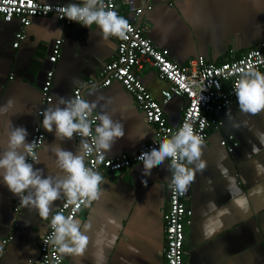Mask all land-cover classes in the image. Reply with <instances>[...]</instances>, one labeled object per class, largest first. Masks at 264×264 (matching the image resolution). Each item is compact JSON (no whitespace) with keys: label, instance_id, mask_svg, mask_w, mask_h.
<instances>
[{"label":"crops","instance_id":"obj_1","mask_svg":"<svg viewBox=\"0 0 264 264\" xmlns=\"http://www.w3.org/2000/svg\"><path fill=\"white\" fill-rule=\"evenodd\" d=\"M37 1L60 5L83 3V0ZM115 1L120 15L136 25H146V36L154 46L168 50L170 60L180 67L197 57L218 64L264 46V0ZM20 31L25 38L13 48L15 34ZM57 39L61 40V54L51 65L47 58ZM115 51L116 39L104 40L95 24L89 28L80 24L61 27L49 16L32 18L23 29L17 18L7 23L0 19V106L9 99L14 101L11 111L0 115V152L7 147L9 121L14 127L27 130L28 143L33 129L39 125L44 140L37 151L34 169H42L45 177L62 176L53 148L59 145L75 153L79 145L75 137L56 140L55 131L44 130L43 116H38V111L55 106L60 97L72 99L76 87H83V99L89 102L103 97L92 114L114 113L113 118L124 125V137L105 157L135 153L152 141L155 126L146 122L134 96L119 83L101 88L85 85ZM49 69L53 70L51 101L44 104L41 87ZM138 79L161 104L167 124L177 127L186 100L173 97L163 103L161 91L169 84L161 81L150 66L138 74ZM228 112L234 121L227 118ZM214 116L220 126L209 133L202 148L207 168L202 174L196 173L186 192V204L192 214L184 230L183 264H264V195L250 194L256 185L264 186V176H258L254 166L257 160L264 164V146L259 145L254 135L256 131L264 132V112L256 116L241 114L236 101ZM245 120L248 127L241 126L239 130L232 127L233 122ZM222 140L232 147L230 152L220 145ZM252 144L261 147L259 155L252 153ZM219 163L228 169L240 193L247 196L246 211L230 202L228 181L221 175ZM169 164L165 161L164 165L154 167L147 177L143 175L142 162L103 176L100 198L85 206L75 219L81 225H92L88 248L83 257L61 255L62 264H165L162 215L168 207ZM145 180L147 186L142 183ZM16 200L17 196L0 177V264H31L37 258L39 240L63 199L53 202L48 220H42L35 210L22 207ZM209 201L227 207L230 212L220 217L219 223L205 235L202 212L207 210ZM15 206L19 207L18 212L13 211Z\"/></svg>","mask_w":264,"mask_h":264},{"label":"clouds","instance_id":"obj_2","mask_svg":"<svg viewBox=\"0 0 264 264\" xmlns=\"http://www.w3.org/2000/svg\"><path fill=\"white\" fill-rule=\"evenodd\" d=\"M62 15L61 19L78 23L84 27L96 25L104 40L109 37L127 39L126 33L131 31L128 21L119 16L114 10H106L103 0H83L82 4L69 3L57 9ZM240 76L234 85V94L238 102V110L241 114L256 116L264 112V74L251 68L238 69ZM219 86H217L218 88ZM92 94V93H90ZM103 97H97L89 102L76 95L74 99L60 97L55 106L47 108L41 113L42 125L49 133L55 131L56 140H72L75 135L81 137L78 150L73 153L60 147L53 148L56 157V167L63 173L62 176L47 175L42 169H34V164L28 162V157L34 154V141L27 142L28 132L23 127H14L9 121L10 130L7 133V147L0 152V177L8 190L19 197L20 205L29 210H35L42 220H48L53 202L66 199L67 205L79 208L81 205L89 206L100 198V185L104 183V177L99 172L85 166V157L95 152L99 160H103L113 145L124 137V125L120 120L113 118L114 113L102 111L96 117L99 125L95 128L93 136L92 116L93 110L99 105ZM63 105V107H61ZM14 101L9 99L5 105L0 106V115L11 111ZM227 118L234 121L230 112ZM241 126L248 127V121L233 122L232 127L239 130ZM260 146H264V132L254 133ZM86 137H92L90 145ZM142 137L141 139H143ZM203 140L194 132L193 126L185 122L170 138L161 140L159 147L142 152L138 161L143 164V175H151L154 167L164 165L171 171L170 186L179 194L188 191L194 182L196 173H203L207 168V162L202 159ZM261 147L252 144V153L259 155ZM226 158V157H225ZM38 162V161H37ZM256 174L264 176V164L254 161ZM221 175L228 181L227 191L231 196V203L236 207L247 210L248 198L240 193L236 187V181L228 173V169L219 163L217 165ZM147 186V181H142ZM211 185L212 181L209 180ZM214 190V189H209ZM252 195H264V186L256 185L250 190ZM206 211L203 229L208 235L213 226L219 223V218L229 214L227 207H218L215 201H209ZM53 229L51 236L44 243H51L61 255L74 258L83 257L88 248L91 224H83L71 216L65 217L60 212L51 216ZM99 243V241H97ZM35 254V253H33Z\"/></svg>","mask_w":264,"mask_h":264},{"label":"built area","instance_id":"obj_3","mask_svg":"<svg viewBox=\"0 0 264 264\" xmlns=\"http://www.w3.org/2000/svg\"><path fill=\"white\" fill-rule=\"evenodd\" d=\"M106 10H114L119 16L115 0H103ZM66 5L42 4L37 0H0V19L10 22L17 18L24 29L30 24L32 18L52 16L61 27H69L78 23L69 22L66 18L61 19L58 8ZM131 31L127 32V39H116V51L114 56L107 61L95 76L85 82L86 86L107 87L112 82L119 83L122 88L134 96L138 107L142 110L147 123L155 126L154 138L144 147L132 154H121L113 158L104 156L103 160L97 158V154L85 157V166L99 172L101 176L116 174L128 169L134 163H141L138 157L142 152L150 151L154 147H159L164 138H170L185 123L193 126L194 132L199 135L203 143L207 140L209 133L219 128L220 122L214 116L237 101L234 94V85L240 76L238 69L251 68L264 74V46L251 48L238 57L232 56L230 59L218 64L206 62L202 57L191 59L186 66L180 67L169 58L166 49H159L146 36L148 31L144 24L136 25L129 22ZM23 31L15 34L12 43L16 48L20 41L24 40ZM61 40L54 41L48 61L54 65L61 54ZM146 66L154 68L158 78L169 84L168 88L161 91L162 102L167 103L173 97H181L186 100V105L181 110L180 122L177 127L167 124L163 115L161 104L153 99L146 87L139 81L138 74L142 73ZM53 70L46 72L45 81L42 85V95L44 104L51 101L49 91L51 87ZM217 86H219L217 88ZM79 94L83 98V87H76L72 91V99ZM43 110L38 111V116H42ZM96 115L89 118L93 120V136L97 124ZM74 137L80 145L81 137ZM92 144V137L84 138ZM44 140V133L37 125L29 139V143L34 141V154L37 159V151ZM232 146L235 145L233 138L228 137ZM222 147L230 152L232 147L227 145L225 140L220 142ZM36 161V160H35ZM32 156L28 157L29 163L35 162ZM171 162L170 160H166ZM171 177V175H170ZM168 181V207L162 215L165 233V246L163 255L165 264H183L184 262V240L185 227L190 224L192 211L186 204V193L181 195L170 186ZM20 204L19 197L16 200ZM63 199L53 215L57 212L65 217H76L83 211L84 205L76 208L74 205H67ZM19 207L15 206L14 212H18ZM51 219L47 229L41 236L38 245V256L31 264H62V256L51 243H44L51 236L53 229L50 227ZM10 240L11 238L8 237ZM4 242H7L4 241Z\"/></svg>","mask_w":264,"mask_h":264}]
</instances>
